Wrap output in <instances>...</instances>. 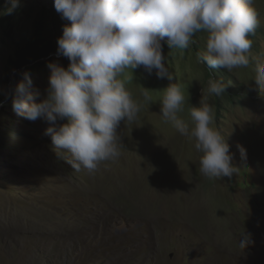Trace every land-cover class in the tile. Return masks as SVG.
<instances>
[{"label": "rangeland", "instance_id": "rangeland-1", "mask_svg": "<svg viewBox=\"0 0 264 264\" xmlns=\"http://www.w3.org/2000/svg\"><path fill=\"white\" fill-rule=\"evenodd\" d=\"M41 1L50 7L51 0L20 3L39 11ZM253 7L259 31L249 37L251 63L226 70L248 90L236 103L207 93L212 75L197 62L206 33L186 50L163 47L172 83L183 86L178 115L191 126L190 107H199L202 96L214 106L213 126L239 169L231 180L200 172L194 139L161 117L162 90L170 82L142 69L122 77L141 110L134 122L121 121L117 128L125 146L119 158L92 172L75 170L70 154L58 152L45 135L47 122L13 110L6 66L9 43L21 30L15 24L13 38L0 27V264H264V91L253 81L256 63L264 60V0H254ZM53 56L67 68L66 58ZM25 73L28 91L38 93L40 102L49 68L31 64L14 71L15 85ZM238 146L246 149V159ZM243 233L250 237L245 249L239 246Z\"/></svg>", "mask_w": 264, "mask_h": 264}, {"label": "clouds", "instance_id": "clouds-1", "mask_svg": "<svg viewBox=\"0 0 264 264\" xmlns=\"http://www.w3.org/2000/svg\"><path fill=\"white\" fill-rule=\"evenodd\" d=\"M254 0H54L63 27L57 40V55L66 58L67 68L50 62L46 95L28 89V73L15 85L12 108L24 119H43L50 126L45 135L58 152L69 153L68 163L79 171L92 172L100 162L115 161L125 148L117 133L121 121L134 122L141 104L125 86L124 74L141 70L170 83L162 90L161 117L179 134L194 139L201 153L200 172L209 179L229 180L239 170L225 137L214 127V106L202 96L199 107H190L191 126L178 114L185 97L182 85L166 66L163 47L186 50L196 43L197 33H206L205 51L197 62L210 72L248 68L250 36L259 26ZM20 7V0H6V12ZM257 91H264V60L254 67ZM133 76V75H132ZM208 95L220 96L227 85L223 79H208ZM145 89V88H144ZM145 89L144 98L151 102ZM58 121H66L58 123ZM242 159L246 149L238 146ZM250 237L242 234L245 249Z\"/></svg>", "mask_w": 264, "mask_h": 264}, {"label": "trees", "instance_id": "trees-1", "mask_svg": "<svg viewBox=\"0 0 264 264\" xmlns=\"http://www.w3.org/2000/svg\"><path fill=\"white\" fill-rule=\"evenodd\" d=\"M5 0L0 4L4 9V13H0V27L4 35L14 38V25H18V30H21L19 36H15L14 43L9 45L13 48L12 54L8 57V65L6 66V78L12 89L15 88L17 77H12L14 71L28 67L31 64L35 66H45L50 62L56 61L53 56L57 52V40L62 36L63 27L70 26V21L61 18V14L57 13L54 8V0H51L50 7L46 6L45 1H41L42 5L39 11L34 10V7L29 4L27 7L17 8V11L8 14L6 7L4 8ZM259 31L257 27L256 32ZM201 33V32H200ZM200 33L194 37L199 38ZM198 49V47H197ZM210 74L216 79H223L227 85L224 94L220 95L226 98L231 103L240 101L248 90L241 84H237L235 79L230 74L219 68L210 70ZM221 97L218 100L219 107L222 106Z\"/></svg>", "mask_w": 264, "mask_h": 264}]
</instances>
